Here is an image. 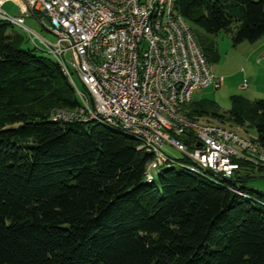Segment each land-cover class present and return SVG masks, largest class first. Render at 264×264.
<instances>
[{"label": "trees", "instance_id": "16d2710c", "mask_svg": "<svg viewBox=\"0 0 264 264\" xmlns=\"http://www.w3.org/2000/svg\"><path fill=\"white\" fill-rule=\"evenodd\" d=\"M175 10L208 35L230 34L233 47L264 35V0H177ZM7 26L0 20V264H264V195L245 188L262 166L239 160L217 185L175 164L146 183L153 157L136 140L51 119L78 107L74 90ZM231 101L222 113L192 102L184 115L252 129L264 150V100Z\"/></svg>", "mask_w": 264, "mask_h": 264}, {"label": "built area", "instance_id": "2783aa9c", "mask_svg": "<svg viewBox=\"0 0 264 264\" xmlns=\"http://www.w3.org/2000/svg\"><path fill=\"white\" fill-rule=\"evenodd\" d=\"M176 1L0 0V20L24 29L30 44L51 55L72 86L78 107L51 119L98 123L136 140L138 149L153 157L146 183L175 164L217 185L233 178L239 160L262 166L264 175V150L256 141L184 115L197 91L217 89L221 81L176 12ZM7 2L18 16L3 10ZM29 16L55 42L27 28ZM165 145L187 164L165 154Z\"/></svg>", "mask_w": 264, "mask_h": 264}, {"label": "rangeland", "instance_id": "374dc122", "mask_svg": "<svg viewBox=\"0 0 264 264\" xmlns=\"http://www.w3.org/2000/svg\"><path fill=\"white\" fill-rule=\"evenodd\" d=\"M145 1V0H142ZM3 10L8 13L9 16L15 17L18 15L17 7L7 2L3 5ZM30 17V18H29ZM27 24L33 29V31L50 42H55V37L46 32L43 26L38 23L33 16H29ZM44 25L47 22L44 21ZM191 31L197 40V44L202 53L208 54L206 50L208 47L213 48L212 58H210L209 66L214 75L220 78L221 84L219 88H208L197 91L193 97L192 102L200 103L202 107L207 111L228 112L232 107L231 98L242 97L247 101L264 100V84L262 82L260 73L257 71L258 65L252 64V60H249L252 54L253 44L241 43L233 47L230 34L220 32L217 35H208L202 29L197 26H189ZM8 31H16L25 39L24 46L30 45L27 38V33L22 28L8 24ZM32 48V47H31ZM43 57L54 61L51 55L44 53ZM253 75L250 76L249 73ZM76 88L81 89L80 83L74 78ZM187 107V106H186ZM185 107V108H186ZM26 112H31L34 106L29 105L26 107ZM67 109H54L50 112V115L54 114H66ZM199 123L211 122L213 125H218L225 129L231 130L240 137L249 139L255 137V131L250 129L245 131L244 128L236 127L228 122H218L210 118H197ZM165 154L173 159H181L183 155L172 147L165 145L163 148ZM245 188L261 195H264V178L260 177V174H255L254 180L245 184Z\"/></svg>", "mask_w": 264, "mask_h": 264}, {"label": "crops", "instance_id": "0c3cea01", "mask_svg": "<svg viewBox=\"0 0 264 264\" xmlns=\"http://www.w3.org/2000/svg\"><path fill=\"white\" fill-rule=\"evenodd\" d=\"M18 16V15H17ZM30 18V17H29ZM27 19L25 20V26L31 30H33L28 24H27ZM34 19L36 20V18L34 17ZM37 21V20H36ZM38 22V21H37ZM39 23V22H38ZM43 26V25H42ZM44 28V27H43ZM45 29V28H44ZM24 30V29H23ZM46 32H48L45 29ZM26 32V31H25ZM18 33V32H17ZM20 34V33H19ZM50 34V33H49ZM44 38V37H43ZM46 39V38H45ZM30 48H34L31 44L28 45ZM253 50H252V54L249 57V60H252V64H257L258 65V69L257 71L260 73L262 82L264 84V56L262 55L264 52V35L255 43H253ZM250 76H252L253 74L250 72L249 73Z\"/></svg>", "mask_w": 264, "mask_h": 264}]
</instances>
